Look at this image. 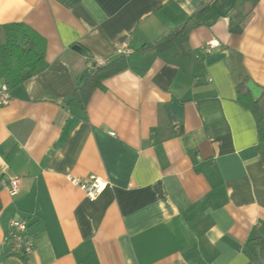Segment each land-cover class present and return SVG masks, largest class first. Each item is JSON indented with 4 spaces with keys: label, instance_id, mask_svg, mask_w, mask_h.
<instances>
[{
    "label": "crops",
    "instance_id": "0c3cea01",
    "mask_svg": "<svg viewBox=\"0 0 264 264\" xmlns=\"http://www.w3.org/2000/svg\"><path fill=\"white\" fill-rule=\"evenodd\" d=\"M208 4L212 27L156 49ZM11 22L46 47L40 73L0 106V264H264V159L236 93L248 78L264 114V0L251 11L244 0H0V27ZM124 43L129 68L85 106L71 99L91 62ZM69 176L109 185L89 201ZM20 217L27 257L4 244Z\"/></svg>",
    "mask_w": 264,
    "mask_h": 264
},
{
    "label": "trees",
    "instance_id": "16d2710c",
    "mask_svg": "<svg viewBox=\"0 0 264 264\" xmlns=\"http://www.w3.org/2000/svg\"><path fill=\"white\" fill-rule=\"evenodd\" d=\"M258 0H244L249 3L250 11ZM219 15L211 5H206L189 15L188 19L177 29L162 35L155 43L157 50L162 51L172 46L181 50L188 41L189 34L197 27H212L219 19ZM229 31L233 34H240L242 28L230 21ZM46 43L43 37L25 23H10L0 27V81L8 89H14L25 81L40 73L42 62L45 56ZM129 62L127 58L119 56L105 63L102 66L88 70L79 79L78 85L72 94L73 100L80 101L84 106L96 90L104 88V81L127 70ZM237 86V101L245 109L252 112L256 120L258 142L261 155L264 159V116L259 104V99H253L246 84L248 78H242ZM261 245V244H260ZM264 259L263 251H260Z\"/></svg>",
    "mask_w": 264,
    "mask_h": 264
},
{
    "label": "built area",
    "instance_id": "2783aa9c",
    "mask_svg": "<svg viewBox=\"0 0 264 264\" xmlns=\"http://www.w3.org/2000/svg\"><path fill=\"white\" fill-rule=\"evenodd\" d=\"M215 47L214 42L206 44V52L209 53ZM120 56L127 57L132 55L127 45L120 44L117 49ZM103 61H93L90 64V70L102 66ZM209 81V80H208ZM10 101V89L5 84L0 85V106H6ZM68 181L76 188L80 189L89 201H95L97 197L105 190L109 183L105 179L96 176L87 178H76L69 176ZM18 182L12 180L3 185L11 196L16 195ZM28 221L26 218H13L9 221L8 231L4 236V244L8 246V254L18 257H27L34 251V240L27 234Z\"/></svg>",
    "mask_w": 264,
    "mask_h": 264
},
{
    "label": "water",
    "instance_id": "95a60500",
    "mask_svg": "<svg viewBox=\"0 0 264 264\" xmlns=\"http://www.w3.org/2000/svg\"><path fill=\"white\" fill-rule=\"evenodd\" d=\"M247 89L250 91L252 97L254 99H258L261 94L262 89L255 85L253 82H248L246 84ZM168 109H170L171 113L174 115L176 122L181 121L182 118V107L177 102H172L168 105Z\"/></svg>",
    "mask_w": 264,
    "mask_h": 264
},
{
    "label": "rangeland",
    "instance_id": "374dc122",
    "mask_svg": "<svg viewBox=\"0 0 264 264\" xmlns=\"http://www.w3.org/2000/svg\"><path fill=\"white\" fill-rule=\"evenodd\" d=\"M263 116H264V114H263Z\"/></svg>",
    "mask_w": 264,
    "mask_h": 264
}]
</instances>
